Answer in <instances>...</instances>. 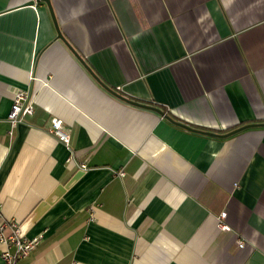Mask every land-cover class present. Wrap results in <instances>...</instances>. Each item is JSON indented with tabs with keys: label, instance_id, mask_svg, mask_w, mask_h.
Returning <instances> with one entry per match:
<instances>
[{
	"label": "crops",
	"instance_id": "1",
	"mask_svg": "<svg viewBox=\"0 0 264 264\" xmlns=\"http://www.w3.org/2000/svg\"><path fill=\"white\" fill-rule=\"evenodd\" d=\"M51 4L63 39L47 3L0 0V221L42 235L16 264H264V127L115 94L264 122V0Z\"/></svg>",
	"mask_w": 264,
	"mask_h": 264
},
{
	"label": "built area",
	"instance_id": "2",
	"mask_svg": "<svg viewBox=\"0 0 264 264\" xmlns=\"http://www.w3.org/2000/svg\"><path fill=\"white\" fill-rule=\"evenodd\" d=\"M34 112L35 105L31 95L25 90L16 91L8 116L12 128H16L27 116L32 115ZM51 133H53L62 143L70 146V135L64 129L62 119L57 117L52 119ZM80 168L86 170L87 165L81 164ZM225 215L226 212H223L221 217H225ZM41 237V234L34 237H28L24 232L22 224L15 219L1 220L0 242L5 246L1 253L3 264H16L19 258L28 256L37 246ZM238 245L242 248L245 246V243L243 241H238Z\"/></svg>",
	"mask_w": 264,
	"mask_h": 264
},
{
	"label": "water",
	"instance_id": "3",
	"mask_svg": "<svg viewBox=\"0 0 264 264\" xmlns=\"http://www.w3.org/2000/svg\"><path fill=\"white\" fill-rule=\"evenodd\" d=\"M45 3H47L49 9H50V12H51V15H52V18H53V21H54V24H55V27H56V30H57V33H58V37L63 39V35L61 33V30L59 28V23L57 22V19L55 17V14H54V10H53V7H52V4H51V0H41ZM115 94L117 96H119L120 98L124 99L125 101L127 102H130L131 104H134V105H137V106H140V107H144V108H147V109H151V110H155L156 112H159L160 114H162L163 116H165L167 119H169L171 122L175 123V124H178L180 126H183L184 128H187V129H190V130H193V131H197V132H201V133H205V134H208V135H211V136H216V137H229L231 135H234L236 133H239L245 129H248V128H253V127H264V122L262 123H250V124H245L243 126H240L238 128H235L229 132H226L223 133V134H220V133H216V132H210V131H201V130H198V129H195L191 126H189L188 124H185L183 122H180V121H177L175 120L171 115H168L166 112H164L161 108L157 107L156 106H152V105H149V104H144V103H141V102H137V101H134V100H131V99H128L118 93L115 92Z\"/></svg>",
	"mask_w": 264,
	"mask_h": 264
}]
</instances>
